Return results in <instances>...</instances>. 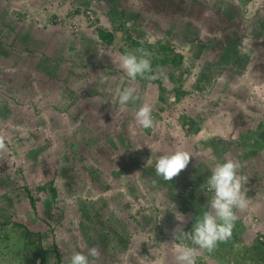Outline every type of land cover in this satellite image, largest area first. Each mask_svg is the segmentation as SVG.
<instances>
[{
    "label": "rangeland",
    "instance_id": "rangeland-1",
    "mask_svg": "<svg viewBox=\"0 0 264 264\" xmlns=\"http://www.w3.org/2000/svg\"><path fill=\"white\" fill-rule=\"evenodd\" d=\"M161 44L182 63L154 67L163 91L137 77L141 99L121 106L118 90L133 82L112 56L144 48L156 58ZM142 102L151 128L134 119ZM0 135V264H56L54 247L63 264L91 247L93 264H174L175 211L192 231L209 208L211 169L226 159L248 201L231 237L245 239L200 249L195 264H257L246 249L264 244L253 221L264 217V0H0ZM178 147L194 156L165 181L156 160ZM52 177L54 199L37 187Z\"/></svg>",
    "mask_w": 264,
    "mask_h": 264
},
{
    "label": "clouds",
    "instance_id": "clouds-1",
    "mask_svg": "<svg viewBox=\"0 0 264 264\" xmlns=\"http://www.w3.org/2000/svg\"><path fill=\"white\" fill-rule=\"evenodd\" d=\"M151 53L144 48L121 53L113 59V63L119 71L125 73L133 83L118 90V103L123 106L130 102L140 100L134 82L137 77L151 78L152 72ZM153 106L142 102L134 113L136 123L147 129L153 126ZM115 117V113H114ZM116 118V117H115ZM5 137L0 135V152L6 151ZM153 151V149L149 146ZM194 155L187 149L178 147L172 152H167L158 157L155 163L156 174L165 181H172L182 170H185ZM152 163L151 158L146 165ZM244 178L239 174V165L235 160L226 159L218 162L211 169L207 179V191L212 193L208 201L209 208L196 217L192 231H185L186 217L179 211H175L178 223L172 229V241L168 244L173 250L174 264H195L198 250L213 251L217 244L226 241L232 235V229L238 219L236 210L247 207L248 201L242 191ZM163 216L160 218V220ZM152 256L156 257V249L150 248ZM100 251L98 247H91L84 251L74 252L69 264H93L98 259ZM146 264H156V258L143 257Z\"/></svg>",
    "mask_w": 264,
    "mask_h": 264
},
{
    "label": "trees",
    "instance_id": "trees-1",
    "mask_svg": "<svg viewBox=\"0 0 264 264\" xmlns=\"http://www.w3.org/2000/svg\"><path fill=\"white\" fill-rule=\"evenodd\" d=\"M95 32H96L97 36L102 41H104L106 43H111L114 39V32L112 30L107 29V28L98 26L95 28ZM131 40L134 41V43L137 42V40L133 37L131 38ZM23 42L25 43V38H23ZM160 47L164 51V54L158 55V57H156V58H150L151 64H152V72L150 74L151 78H146V79L153 81V82H157L158 88L160 89V91H163L165 89V87L162 84L161 80L157 77H154V75H153L154 67L158 66L159 64H171L172 66H177L180 63H182L184 55H182V53L168 55V50H171L170 46H168L166 44H161ZM26 66H27L26 62H21L14 67V72L16 73L15 74L16 77H20V80L18 82V86H23L24 83L26 82V80L24 78H22V76H21L22 72L25 70ZM160 97L163 98L162 93L160 94ZM241 137H240V139H241ZM241 140H242V142H246V144L251 148H260V146L262 145V140L260 138H254V139H251L248 141H246L245 138H242ZM37 187H39V189L48 190L50 192L49 194L51 195V198H53V199L56 198V196L59 194V187H57V184L54 180V177L49 179L48 182L46 183V185H38ZM26 190H27V195L29 196V199H30L31 204L33 206L34 205V197L32 195V191L30 190L29 187H26ZM53 252H54L55 257H56L55 263L56 264H63L62 263L63 258H62L61 252H59L58 249L55 247L53 248ZM261 254H262V257L260 256L259 260H258V258L256 260L257 264H261L262 262L264 263V254L263 253H261Z\"/></svg>",
    "mask_w": 264,
    "mask_h": 264
},
{
    "label": "crops",
    "instance_id": "crops-1",
    "mask_svg": "<svg viewBox=\"0 0 264 264\" xmlns=\"http://www.w3.org/2000/svg\"><path fill=\"white\" fill-rule=\"evenodd\" d=\"M18 42V41H17ZM20 44H21V41H20ZM258 220V227H260L262 229V231H264V217H254L253 221L256 222ZM252 221V222H253ZM242 239H245L244 236H234V237H231V240H230V244L233 245V241H237L235 243L236 246L238 247H242V244H243V240ZM246 251H248V253H251L253 255V259L254 260H259L260 256L262 257V254H264V244L263 243H254L253 245H251V247L248 246V250L246 249ZM206 252V251H205ZM261 252V253H260ZM209 259V257H207ZM204 261V260H203ZM213 262H211V260H209V263L208 264H212Z\"/></svg>",
    "mask_w": 264,
    "mask_h": 264
},
{
    "label": "built area",
    "instance_id": "built-area-1",
    "mask_svg": "<svg viewBox=\"0 0 264 264\" xmlns=\"http://www.w3.org/2000/svg\"><path fill=\"white\" fill-rule=\"evenodd\" d=\"M86 11H87L90 15H92L91 10L86 9ZM258 238L261 239V240L264 242V231H261V232L259 233Z\"/></svg>",
    "mask_w": 264,
    "mask_h": 264
}]
</instances>
